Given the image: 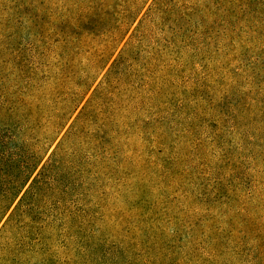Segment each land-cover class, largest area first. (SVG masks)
I'll return each mask as SVG.
<instances>
[{
  "label": "rangeland",
  "instance_id": "374dc122",
  "mask_svg": "<svg viewBox=\"0 0 264 264\" xmlns=\"http://www.w3.org/2000/svg\"><path fill=\"white\" fill-rule=\"evenodd\" d=\"M0 137V264H264V0H0Z\"/></svg>",
  "mask_w": 264,
  "mask_h": 264
},
{
  "label": "trees",
  "instance_id": "16d2710c",
  "mask_svg": "<svg viewBox=\"0 0 264 264\" xmlns=\"http://www.w3.org/2000/svg\"><path fill=\"white\" fill-rule=\"evenodd\" d=\"M88 89V88H87ZM86 93V91H85ZM85 93H75L73 92V94L71 95V98L69 99L71 102L73 100H75L76 103H78L80 100H82L84 98ZM73 98V99H72ZM68 106V105H67ZM68 108V107H67ZM77 109V104H74L73 107H69L68 111H66L65 113H63L59 118H58V123H57V128L62 126V122H64V120H68L70 118V116L73 115V113L76 111ZM59 120H63L61 123ZM8 139H12V137H0V147H5V141ZM55 153V152H54ZM54 154H52L53 157ZM7 157V156H6ZM44 158V153H42L41 155L39 154L36 155L34 157V161L33 163H26L25 165L27 166L28 171H22L19 172V174L17 175V177H15V179H10V182H8L7 184H5L4 186H0V221L4 218V216L9 212L13 202L15 201V199L19 196L20 192L22 191L23 187L25 186L26 182L29 180V178L32 176L34 170H36V168L40 165V163L42 162ZM51 157L49 156L47 158V161H50ZM0 161L3 162V159L1 157L0 154ZM53 166V165H52ZM51 164H43L41 167V172H39L36 176L38 177V179L40 178H46V175L52 171V167ZM1 168H0V173H1ZM39 181V180H38ZM10 215L12 216V212L10 213Z\"/></svg>",
  "mask_w": 264,
  "mask_h": 264
}]
</instances>
